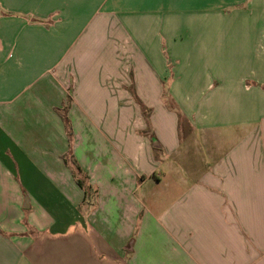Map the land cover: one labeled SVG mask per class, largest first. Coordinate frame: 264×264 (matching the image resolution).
<instances>
[{"label": "crops", "instance_id": "obj_1", "mask_svg": "<svg viewBox=\"0 0 264 264\" xmlns=\"http://www.w3.org/2000/svg\"><path fill=\"white\" fill-rule=\"evenodd\" d=\"M0 8V264H264V0Z\"/></svg>", "mask_w": 264, "mask_h": 264}, {"label": "trees", "instance_id": "obj_2", "mask_svg": "<svg viewBox=\"0 0 264 264\" xmlns=\"http://www.w3.org/2000/svg\"><path fill=\"white\" fill-rule=\"evenodd\" d=\"M133 95L135 96V93H133ZM135 99H136V102L138 103V105L141 107V109L143 110V112H144V115H145V118H146V122L148 123V126L150 127L151 125H150V115H151V110L149 109H147L146 107H144V105H143V103L135 96ZM170 108H172V109H175L176 110V108H174L173 106H170ZM67 109L68 108H66V113H67ZM181 117V116H180ZM64 119H65V121H66V125H69V120H68V118H67V115H65L64 116ZM78 183L82 186V187H84V184L83 183H81L80 181H78Z\"/></svg>", "mask_w": 264, "mask_h": 264}, {"label": "rangeland", "instance_id": "obj_3", "mask_svg": "<svg viewBox=\"0 0 264 264\" xmlns=\"http://www.w3.org/2000/svg\"><path fill=\"white\" fill-rule=\"evenodd\" d=\"M2 12H3V10L0 8V14H2ZM172 69V63H170V70ZM166 96H169V99H168V101H169V105L170 106H173V107H175L174 105H175V103H174V101L171 99V96L170 95H166ZM67 102H68V104L70 105V103H71V99L68 97V99H67ZM143 105H144V103H143ZM144 107H146V106H144ZM147 108V107H146ZM148 109V108H147ZM142 110V109H141ZM149 110V109H148ZM67 111H68V109H67ZM67 115V114H66ZM142 115H143V117H144V119L146 120V118H145V115H144V112H143V110H142ZM182 119V118H181ZM180 121H182V125H183V127H182V130L183 131H185V128H184V124H185V120H180ZM87 201H95V199L93 200V199H88Z\"/></svg>", "mask_w": 264, "mask_h": 264}]
</instances>
